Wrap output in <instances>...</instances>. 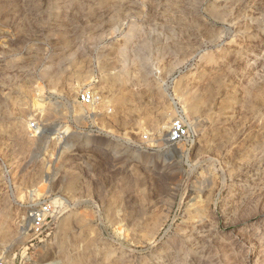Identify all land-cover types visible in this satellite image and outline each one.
<instances>
[{
	"label": "rangeland",
	"instance_id": "1",
	"mask_svg": "<svg viewBox=\"0 0 264 264\" xmlns=\"http://www.w3.org/2000/svg\"><path fill=\"white\" fill-rule=\"evenodd\" d=\"M0 255L264 264V0H0Z\"/></svg>",
	"mask_w": 264,
	"mask_h": 264
},
{
	"label": "built area",
	"instance_id": "2",
	"mask_svg": "<svg viewBox=\"0 0 264 264\" xmlns=\"http://www.w3.org/2000/svg\"><path fill=\"white\" fill-rule=\"evenodd\" d=\"M81 102L90 105L94 102V92L85 90L80 93ZM31 129L39 135L42 128L37 122L31 123ZM189 136V127L182 117L173 119L171 123L170 132L168 134V143L174 145L183 141ZM28 220L30 222L31 230L35 235H44L50 228L53 221V210L49 203H40L28 209ZM0 264H11L4 255H0ZM19 264H27L23 261Z\"/></svg>",
	"mask_w": 264,
	"mask_h": 264
},
{
	"label": "bare ground",
	"instance_id": "3",
	"mask_svg": "<svg viewBox=\"0 0 264 264\" xmlns=\"http://www.w3.org/2000/svg\"><path fill=\"white\" fill-rule=\"evenodd\" d=\"M191 122H189V124H190ZM171 126V125H170ZM169 126V127H170ZM168 127V128H169ZM63 128V127H62ZM61 130V128L60 127H58L57 128V131H56V133H57V138H58V140L59 141H62V147H63V149H65V148H67L68 146H72V143L70 142V139H71V137H68V134H69V128H64V130H62V131H60ZM168 133L167 132H163V133H161V138L162 139H165L166 141H168ZM165 142V141H164ZM164 144H166V143H164ZM172 145V144H171ZM170 145V146H171ZM167 146H169V145H167ZM72 185V184H71ZM40 194V192H39V189L38 188H36V189H34V190H32L31 191V198H32V196H34V195H39ZM28 222H29V220H28ZM30 225V224H29ZM29 225H28V227H29ZM31 228V227H30ZM28 230H29V228H28Z\"/></svg>",
	"mask_w": 264,
	"mask_h": 264
}]
</instances>
